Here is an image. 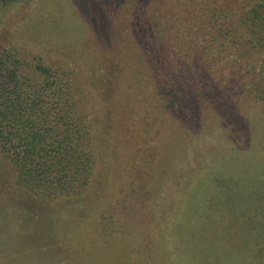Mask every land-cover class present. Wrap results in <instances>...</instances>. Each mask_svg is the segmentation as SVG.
<instances>
[{
	"label": "rangeland",
	"instance_id": "374dc122",
	"mask_svg": "<svg viewBox=\"0 0 264 264\" xmlns=\"http://www.w3.org/2000/svg\"><path fill=\"white\" fill-rule=\"evenodd\" d=\"M151 2L26 0L0 8V51H16L32 79L37 61L49 76L80 87L75 96L103 157L85 194L71 201L36 197L33 180L17 186L0 154V264H180L178 217L191 210L195 221L196 202L209 200L195 197V186L205 188L200 180L217 173L251 179L252 166L263 168L264 103L239 94L245 79L230 76L232 50L209 71L196 55L200 44L194 58L175 50L177 41L198 43L201 34L179 39L166 30L151 51L155 33L142 12ZM155 114L144 138V121ZM113 208L127 210L142 235L108 239Z\"/></svg>",
	"mask_w": 264,
	"mask_h": 264
},
{
	"label": "trees",
	"instance_id": "16d2710c",
	"mask_svg": "<svg viewBox=\"0 0 264 264\" xmlns=\"http://www.w3.org/2000/svg\"><path fill=\"white\" fill-rule=\"evenodd\" d=\"M24 1L0 0V8ZM150 1L142 12L147 16L145 23L149 30L155 33L147 39L151 51L166 37V30L179 39L201 34V42L180 40L175 43V50L178 53L184 50L194 58L193 48L200 44L196 55L204 60V67L209 71L232 50L229 62L234 70L230 76L245 79L239 94L264 103V0ZM151 8L152 15L148 10ZM143 45L146 49V44ZM7 51H0V154L12 166L15 184L29 186L25 181H35L37 185L30 186L31 191L41 199L81 198L95 172V163L102 162L103 157L98 156L90 124L80 110V99L75 96L80 87L73 89L72 79L49 76V69L37 61H33L29 72L37 79H32L17 52ZM242 65L245 73L237 75L236 70ZM224 74L219 78L225 79ZM43 75L45 79L41 78ZM157 119V114L145 119L144 138ZM252 168L251 179L248 175L244 178L206 174V180H200L199 184L204 190L195 186V197L205 195L209 200L208 204L196 202L195 221H189L191 210L178 217L177 224H182L181 236L177 239L180 264H264V174L261 176L264 166ZM133 172L138 178L140 173ZM152 172H146L147 177ZM235 185L239 190L233 199ZM124 211L116 212L114 208L109 211L108 239L142 235L140 225ZM207 246L212 252L206 255Z\"/></svg>",
	"mask_w": 264,
	"mask_h": 264
}]
</instances>
